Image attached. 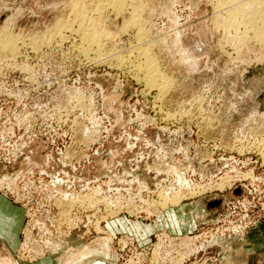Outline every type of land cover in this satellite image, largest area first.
<instances>
[{"label": "rangeland", "instance_id": "374dc122", "mask_svg": "<svg viewBox=\"0 0 264 264\" xmlns=\"http://www.w3.org/2000/svg\"><path fill=\"white\" fill-rule=\"evenodd\" d=\"M124 1L0 0V194L22 210L17 263L264 264V44L238 14L226 28L232 1ZM72 9L113 59L83 54L62 25ZM145 49L159 93L132 69ZM117 195V212L100 204Z\"/></svg>", "mask_w": 264, "mask_h": 264}, {"label": "bare ground", "instance_id": "6f19581e", "mask_svg": "<svg viewBox=\"0 0 264 264\" xmlns=\"http://www.w3.org/2000/svg\"><path fill=\"white\" fill-rule=\"evenodd\" d=\"M75 1H77V0H75ZM82 1V0H81ZM100 2H101V5L103 6V7H108V8H113L114 10L116 9V11L117 10H121V9H124V4H126V3H124L125 1L124 0H99ZM124 1V2H123ZM128 1V0H127ZM132 1V0H131ZM130 1V2H131ZM221 2L223 1V0H220ZM228 1H232V3H230V2H227V3H229L228 4V7H226V8H228V12L226 11L225 12V14L227 13L228 14V16H227V18L226 17H224V19L226 18V23L225 24H227V26L228 27H226L227 29L229 28V27H232L233 25H235L234 24V16L233 15H235V16H237V14H238V16H240V19H243V20H245L246 22V24H248L249 23V25H247V26H249L248 28H251L252 29V31H254V36H255V38L257 37V39L258 40H260V42H261V44H264L263 42H264V12L261 10V9H263L262 8V4L260 3V2H256L255 0L254 1H250V2H248L247 0H245V2L243 1V4L244 3H246V1H247V3H246V5H248V7L246 6H244L243 7V5H241L242 4V2L241 3H239L240 2V0H228ZM242 1V0H241ZM96 2H97V0H96ZM129 2V4H130V8H131V3ZM135 2V1H134ZM224 2V1H223ZM72 3H75L74 1L72 2ZM71 3V4H72ZM84 3V2H83ZM122 3H124V4H122ZM77 4V3H76ZM79 4V3H78ZM77 4V5H78ZM128 4V5H129ZM134 4V3H133ZM221 3L219 2V5H220ZM226 3H224V5H225ZM264 4V3H263ZM74 5V4H73ZM72 5V6H73ZM218 5V6H219ZM222 5V4H221ZM80 6V5H79ZM77 7V6H76ZM129 7V6H128ZM127 7V8H128ZM139 7V6H138ZM222 7H223V5H222ZM77 8H79V7H77ZM126 8V9H127ZM220 8V7H219ZM226 8H223L224 10H227ZM73 9H76L75 8V6L73 7ZM72 9V10H73ZM95 9V8H94ZM101 9V8H100ZM105 9V8H104ZM78 10V9H77ZM80 10V9H79ZM108 10V9H107ZM114 10L112 11V9H111V11L112 12H114ZM134 10H135V8H134ZM223 10V11H224ZM74 11V10H73ZM98 11H100V10H98ZM110 11V12H111ZM132 10H130V12H131ZM137 11V10H136ZM135 11V12H136ZM77 12V11H76ZM75 11H74V13H76ZM86 12H88V11H86ZM86 12H84V13H86ZM118 12V11H117ZM122 12H124V10L122 11ZM129 12V13H130ZM133 12V11H132ZM73 13V12H72ZM78 14H73V16H78V18L76 17V19H68L67 20V22H65L64 23V21H63V23H62V25H63V27L64 26H67V27H65V31H67V30H76V32H77V34H78V36H80V39H81V43L84 45V49L82 48V52H83V54H88V55H90V53H92V52H94V54H95V56L93 57L92 55V60L94 61H102L103 59H107V58H109V57H112V56H114V52H102V45L103 44H101L100 43V38L98 37V34L96 33V25H94L93 26V23L91 22L92 20H93V18H89L88 17V15L87 14H84L83 13V11H78L77 12ZM120 13V12H119ZM71 14V13H70ZM118 14V13H117ZM136 15V13H131V15ZM226 14V15H227ZM91 15V14H90ZM134 15V16H135ZM237 16V17H238ZM75 18V17H74ZM100 18V17H99ZM67 19V18H66ZM89 20H91V21H89ZM225 21H223V22H225ZM77 22H78V28H75L74 27V25H76L77 24ZM94 22V21H93ZM75 23V24H74ZM97 23V22H96ZM99 24V23H98ZM61 26V25H60ZM60 26H58V27H56V28H58L59 30H57V32L59 31L60 33H61V31L62 30H64V28H62L61 29V31H60ZM226 26V25H225ZM247 26H245V27H247ZM74 27V28H73ZM99 30V29H98ZM100 31V30H99ZM75 32V31H74ZM105 32V31H104ZM59 33V34H60ZM100 33V32H99ZM253 33V32H252ZM57 34V33H56ZM55 34V35H56ZM65 34V33H64ZM71 34H73V32H71ZM109 34V33H108ZM69 35V34H68ZM76 35V34H75ZM61 36V35H60ZM70 36V35H69ZM68 36V37H69ZM65 37H66V35H65ZM100 37H101V34H100ZM13 38V37H12ZM53 38V37H52ZM67 38V37H66ZM79 38V37H78ZM77 38V39H78ZM105 38V37H104ZM247 38V37H246ZM15 39V38H14ZM48 39V38H47ZM54 39V38H53ZM52 39V40H53ZM62 39H65V38H62ZM51 40V39H50ZM19 41V40H18ZM76 41V40H75ZM79 43V42H78ZM5 45L8 47V48H10V49H12V51H15V47L17 46L16 44H15V41L13 40V39H9V40H5ZM77 45V44H76ZM81 45V44H80ZM82 45V46H83ZM136 48V47H135ZM9 49V50H10ZM80 49V48H79ZM137 49V48H136ZM140 50V49H139ZM80 51H81V49H80ZM81 52V53H82ZM116 53V52H115ZM138 53H139V55H138V57L137 58H139V60H140V62L138 61V59H135V60H137L138 61V63H136L135 62V64H133L134 66H135V68H132V69H137V73H138V77L139 78H141L142 80H144V82H146L149 86H151V88L152 87H155V88H157V90H158V93H159V89H161V88H164L163 87V81H160V80H162V73H161V71L159 70V68H158V65L156 64V62L154 61V59L149 55L150 53L148 52V50L147 49H145V50H143V51H138ZM79 54H80V52H79ZM83 54H81V55H83ZM87 55V57H89ZM85 56V55H84ZM118 56H119V54H118ZM118 56H116L115 57V60H116V58L118 57ZM86 56H85V58H87ZM121 57V56H120ZM84 58V57H83ZM123 58V57H122ZM89 59H91V58H89ZM112 59H113V57H112ZM119 59V62H120V58H118ZM129 59V58H128ZM130 60V59H129ZM87 61H88V59H87ZM92 61V62H93ZM117 61V60H116ZM115 61V62H116ZM131 61V60H130ZM141 61H143V63H141ZM103 62V61H102ZM124 62H126V60H124ZM123 62V64H125ZM122 63V62H121ZM128 63H130V62H128ZM131 64H132V61H131ZM129 65V64H128ZM123 67V66H122ZM130 68V67H129ZM133 71V70H132ZM134 72V71H133ZM135 76H137L136 74H135ZM138 78V79H139ZM141 81V80H140ZM146 83H145V85H146ZM163 83V84H162ZM150 88V89H151ZM159 88V89H158ZM156 90V89H155ZM161 93H163L162 91H161ZM162 95V94H161ZM160 108V107H159ZM169 114H171V113H169ZM177 115V113H173L171 116L173 117V116H176ZM180 115V114H179ZM182 115V114H181ZM168 119H170V118H168ZM178 177H179V181H181V183L182 184H184L183 183V180L182 179H184V177H183V175H177ZM164 191V190H163ZM93 197H94V195H93ZM93 197L92 196H90L89 197V201H92V205L93 206H97V203L94 205V203H93V201H95L96 199H95V197H94V199H93ZM184 197V193L181 191V192H176L171 198H169V199H165V201L163 202V205H166L167 204V202H171V203H177V202H180V200H182V198ZM74 200H75V198H74ZM76 201V200H75ZM115 201H117V204L113 207V209H112V213H114V210L117 208H119L118 207V205H119V203H120V195H117L116 197H102L101 199H100V204H102V202L104 203V204H106V205H111V204H114V202ZM88 204H90V203H88ZM99 204V205H100ZM98 205V206H99ZM90 210H91V207L89 208ZM116 209V210H117ZM135 209V208H134ZM89 210V211H90ZM115 210V211H116ZM117 212V211H116ZM99 214L100 213H93L92 215H95L96 216V222H97V225H100V223H102V221H104L103 220V218L104 217H106V215H104L103 213H101V216H99ZM95 222V223H96ZM146 236V235H145ZM158 245V244H157ZM159 247V246H158ZM85 264H104L103 263V261H97V262H89V263H85Z\"/></svg>", "mask_w": 264, "mask_h": 264}, {"label": "crops", "instance_id": "0c3cea01", "mask_svg": "<svg viewBox=\"0 0 264 264\" xmlns=\"http://www.w3.org/2000/svg\"><path fill=\"white\" fill-rule=\"evenodd\" d=\"M22 210L18 205L14 204L5 195L0 194V264H18L15 258V250L19 247V226L23 223V216L19 215ZM166 216L176 224L181 222L185 224L184 220H179L175 211H170ZM16 223L17 230L15 231L13 225ZM149 229V228H148ZM22 264H55L52 257H44L41 260L31 261L30 263Z\"/></svg>", "mask_w": 264, "mask_h": 264}]
</instances>
